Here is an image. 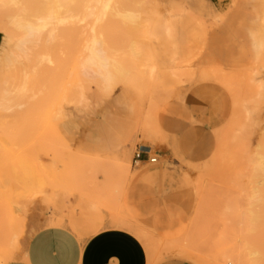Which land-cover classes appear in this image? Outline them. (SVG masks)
<instances>
[{"label": "rangeland", "instance_id": "rangeland-1", "mask_svg": "<svg viewBox=\"0 0 264 264\" xmlns=\"http://www.w3.org/2000/svg\"><path fill=\"white\" fill-rule=\"evenodd\" d=\"M47 2L22 0L21 5L32 14ZM117 3L136 18L124 20L110 14L101 23V36L113 54L130 64L127 49L136 42L142 60L164 61L172 54L182 69L191 68L193 75L173 82L167 65L161 67L165 84L154 82L157 89L151 92L146 85L145 94H141L138 77L97 92L96 82L79 68L83 41L61 26L54 41L64 52L63 56L58 51L56 54L59 71L42 77L34 70L43 50L38 46L9 77L5 65L13 42L2 32L0 103L5 79L14 92L9 96L12 100L0 105L1 263L24 251L27 224L33 220L41 225H68L85 245L107 230L105 213L125 223L120 213L121 191L131 181L136 146L160 148L161 106L200 86L213 85L229 101L222 132L236 141L238 176L223 181L209 173L189 182L192 191L186 197L191 222L176 243L183 256L196 264H235L240 250L247 255L255 245L249 171L254 153L264 145V87L260 86L264 81V50L254 51L251 34L259 28L264 33V0ZM17 10L13 3L0 2V19L7 21ZM225 80L231 88L223 84ZM24 85L29 90H21ZM262 217L264 220V208ZM141 239L149 264L180 255L168 254L166 243L156 241L145 229Z\"/></svg>", "mask_w": 264, "mask_h": 264}, {"label": "crops", "instance_id": "crops-1", "mask_svg": "<svg viewBox=\"0 0 264 264\" xmlns=\"http://www.w3.org/2000/svg\"><path fill=\"white\" fill-rule=\"evenodd\" d=\"M3 35L0 32V49ZM229 109L226 94L213 85L177 96L158 112V154L162 161L134 165L131 181L120 199L119 223L105 213L106 231L85 245L68 225L27 224L24 251L4 264H149L141 239L145 229L158 242L180 241L187 233L191 211L190 181L212 173L223 181L238 176L239 152L222 123ZM154 264H196L171 255Z\"/></svg>", "mask_w": 264, "mask_h": 264}, {"label": "bare ground", "instance_id": "bare-ground-1", "mask_svg": "<svg viewBox=\"0 0 264 264\" xmlns=\"http://www.w3.org/2000/svg\"><path fill=\"white\" fill-rule=\"evenodd\" d=\"M22 0H0L4 3H13L18 9L9 16L7 21L0 19V32L7 34L8 41L13 42V49L6 58L5 74L11 77L26 60H29L31 50L34 47H42L43 50L37 57V64L34 70L40 73L42 77L55 73L61 69V64L56 62L57 51L60 56L64 52L54 41L57 38L59 27L69 29L74 35H77L82 41L83 46L80 54L79 68L81 73L93 79L96 82L97 92L109 91L118 81L131 83L136 77L141 80V94H145V86L148 85L147 92L157 89L154 82L164 85L162 81L164 75L161 67H167L170 73L171 81H181L183 75H193V70L182 69L176 56L169 54L164 61L155 59L142 60L141 47L136 42H131L127 49L129 57L132 59L130 64H124L118 55L112 53L105 39L101 36L100 26L103 20L110 14H116L124 20H134L136 15L127 9L121 7L117 0H48L47 5H41L35 8L37 13L27 14V9L21 5ZM71 4H78L73 8ZM251 45L254 51L264 50V33L262 29H256L251 34ZM168 51L165 49V52ZM167 53V52H166ZM4 94L2 95L0 105L12 99L9 96L14 92L11 84L5 79ZM147 81V84H145ZM227 88H231L228 80L223 83ZM264 87V81L260 83ZM19 88H17L18 90ZM21 90H29L23 86ZM133 108V105L131 106ZM138 146V145H137ZM136 146V148H137ZM154 147L153 145H151ZM254 153L251 159L249 171V181L252 185V194L250 201L255 208L253 210V235L255 245L249 249L247 255L241 250L238 252L235 264H264V241L261 237L262 228L264 229L263 208H264V145ZM155 148V147H154ZM156 149V148H155ZM157 150V149H156ZM134 156V155H133ZM161 156L158 154V160ZM148 163H156L145 160ZM133 165L141 162H135ZM128 184V183H127ZM127 184L122 188L121 196ZM165 251L169 253H178L180 251L176 242L166 243ZM5 253L3 258H5ZM248 257V258H247ZM2 258H0V263ZM2 264V263H1Z\"/></svg>", "mask_w": 264, "mask_h": 264}, {"label": "built area", "instance_id": "built-area-1", "mask_svg": "<svg viewBox=\"0 0 264 264\" xmlns=\"http://www.w3.org/2000/svg\"><path fill=\"white\" fill-rule=\"evenodd\" d=\"M135 162L150 160L156 162L158 160V150L149 144H139L133 156Z\"/></svg>", "mask_w": 264, "mask_h": 264}]
</instances>
